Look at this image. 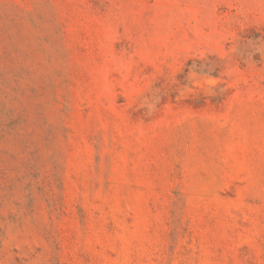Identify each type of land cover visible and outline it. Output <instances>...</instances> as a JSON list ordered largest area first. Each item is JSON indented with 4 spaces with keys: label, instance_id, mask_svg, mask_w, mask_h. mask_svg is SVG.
Returning a JSON list of instances; mask_svg holds the SVG:
<instances>
[{
    "label": "rangeland",
    "instance_id": "rangeland-1",
    "mask_svg": "<svg viewBox=\"0 0 264 264\" xmlns=\"http://www.w3.org/2000/svg\"><path fill=\"white\" fill-rule=\"evenodd\" d=\"M0 264H264V0H0Z\"/></svg>",
    "mask_w": 264,
    "mask_h": 264
}]
</instances>
